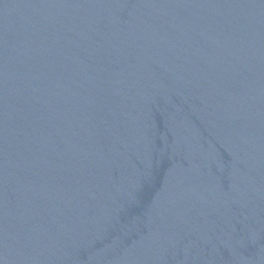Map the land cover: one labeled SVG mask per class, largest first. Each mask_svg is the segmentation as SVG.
<instances>
[{
    "label": "water",
    "instance_id": "1",
    "mask_svg": "<svg viewBox=\"0 0 264 264\" xmlns=\"http://www.w3.org/2000/svg\"><path fill=\"white\" fill-rule=\"evenodd\" d=\"M0 264H264V0H0Z\"/></svg>",
    "mask_w": 264,
    "mask_h": 264
}]
</instances>
